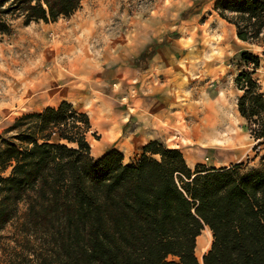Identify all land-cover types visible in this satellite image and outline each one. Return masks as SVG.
Returning <instances> with one entry per match:
<instances>
[{
    "label": "trees",
    "instance_id": "16d2710c",
    "mask_svg": "<svg viewBox=\"0 0 264 264\" xmlns=\"http://www.w3.org/2000/svg\"><path fill=\"white\" fill-rule=\"evenodd\" d=\"M81 1L0 0V34L17 19L69 17ZM214 8L239 40L264 45V0ZM236 66L237 111L262 145L260 58L242 50ZM90 128L85 112L61 102L22 114L0 134V241L23 204L19 230L32 237L24 245L34 243L17 264H201L195 248L205 228L212 240L202 264H264V156L245 173L242 162L191 169L181 150L151 140L125 163L116 149L92 156Z\"/></svg>",
    "mask_w": 264,
    "mask_h": 264
},
{
    "label": "rangeland",
    "instance_id": "374dc122",
    "mask_svg": "<svg viewBox=\"0 0 264 264\" xmlns=\"http://www.w3.org/2000/svg\"><path fill=\"white\" fill-rule=\"evenodd\" d=\"M151 2L82 0L72 15L55 22L24 24L21 19L14 20L11 31L0 34V134L24 113L40 112L68 102L89 117L91 128L87 138L91 155L98 157L107 151L99 155L94 151L102 133L93 118L107 113L103 107L98 108L106 98L94 91L90 76L94 67L88 61L95 42L89 35L91 30L84 28L80 20L91 15L99 5L112 4L114 9L109 20L107 12L103 17L97 16V34L102 41L118 22H127L134 13H140L152 26L158 25L160 33L136 57L134 64L146 67L159 46H169L179 62L173 76L177 86L175 101H181L183 131L167 142L153 140L166 148L181 150L191 169L197 164L219 168L242 162L241 170L245 173L258 167L264 156V144H256L239 116V92L234 79L239 72L236 63L240 51L248 50L260 58L254 78L264 86V45L239 40L235 27L220 18L215 10L217 0H164L169 7L165 21L170 27L163 34V21L158 15L151 14L152 18H148ZM144 145L129 163L138 159ZM9 172L7 168L3 175ZM23 211L24 205L20 204L19 216L1 232L0 264H17L31 254L29 249L34 243H24L32 237H25L19 230Z\"/></svg>",
    "mask_w": 264,
    "mask_h": 264
},
{
    "label": "crops",
    "instance_id": "0c3cea01",
    "mask_svg": "<svg viewBox=\"0 0 264 264\" xmlns=\"http://www.w3.org/2000/svg\"><path fill=\"white\" fill-rule=\"evenodd\" d=\"M113 6L99 5L91 15L80 21L84 28L86 26L88 31L91 30L88 33L95 42L91 61H88V65L94 67L90 73L94 91L106 98L98 108L103 107L107 113L93 118L102 133L95 154L116 149L123 154L124 162L129 163L138 148L149 140L167 142L183 131L181 101H175L177 86L173 76L179 62L169 46H159L146 67L140 68L134 64L136 57L160 33L159 26H152L151 21L143 19L140 13H134L127 22H118L119 25L107 32L102 41L97 34V16L103 17L107 12L109 20ZM148 7V18H152L151 14L158 15L159 20L163 21L165 34L170 27L165 21L169 7L164 0H152ZM117 27L118 32L115 31Z\"/></svg>",
    "mask_w": 264,
    "mask_h": 264
},
{
    "label": "bare ground",
    "instance_id": "6f19581e",
    "mask_svg": "<svg viewBox=\"0 0 264 264\" xmlns=\"http://www.w3.org/2000/svg\"><path fill=\"white\" fill-rule=\"evenodd\" d=\"M64 92L66 93L65 89H64ZM211 240H212V236L208 228H205L196 239L195 255L201 264H202L201 262L202 256L208 250Z\"/></svg>",
    "mask_w": 264,
    "mask_h": 264
},
{
    "label": "water",
    "instance_id": "95a60500",
    "mask_svg": "<svg viewBox=\"0 0 264 264\" xmlns=\"http://www.w3.org/2000/svg\"><path fill=\"white\" fill-rule=\"evenodd\" d=\"M201 262H202V260H201Z\"/></svg>",
    "mask_w": 264,
    "mask_h": 264
}]
</instances>
